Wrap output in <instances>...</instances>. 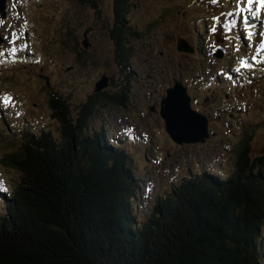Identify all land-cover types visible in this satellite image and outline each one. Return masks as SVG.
<instances>
[{
	"label": "rangeland",
	"instance_id": "1",
	"mask_svg": "<svg viewBox=\"0 0 264 264\" xmlns=\"http://www.w3.org/2000/svg\"><path fill=\"white\" fill-rule=\"evenodd\" d=\"M6 4V16L0 15V192H9L20 178L7 157L19 150L25 133L49 130L61 136L53 95L78 117L103 74L110 81L90 107L83 135L101 134L107 145L129 154L139 218L188 175L224 177L246 138L252 156L264 153L259 0ZM180 40L193 50H179ZM176 79L187 86L192 106L209 119L204 142L178 143L166 130L161 100ZM116 94L124 104L108 97ZM262 234L264 264V229Z\"/></svg>",
	"mask_w": 264,
	"mask_h": 264
},
{
	"label": "trees",
	"instance_id": "2",
	"mask_svg": "<svg viewBox=\"0 0 264 264\" xmlns=\"http://www.w3.org/2000/svg\"><path fill=\"white\" fill-rule=\"evenodd\" d=\"M97 95L78 117L53 95L61 136L25 133L7 157L20 178L0 192V264H261L264 153L246 138L224 177L188 175L139 218L129 154L83 135Z\"/></svg>",
	"mask_w": 264,
	"mask_h": 264
},
{
	"label": "water",
	"instance_id": "3",
	"mask_svg": "<svg viewBox=\"0 0 264 264\" xmlns=\"http://www.w3.org/2000/svg\"><path fill=\"white\" fill-rule=\"evenodd\" d=\"M6 1L0 0L2 17L7 14ZM2 41L3 37L0 35V42ZM85 46H88L87 40H85ZM178 49L184 51L193 50L183 40L179 41ZM109 81V76L103 74L95 84V92L102 91L108 86ZM191 101L192 98L188 93L187 86L178 79H176L173 86L167 89V95L161 100L160 113L165 120L166 130L178 143L204 142L210 135L208 117L197 111L192 106Z\"/></svg>",
	"mask_w": 264,
	"mask_h": 264
},
{
	"label": "snow or ice",
	"instance_id": "4",
	"mask_svg": "<svg viewBox=\"0 0 264 264\" xmlns=\"http://www.w3.org/2000/svg\"><path fill=\"white\" fill-rule=\"evenodd\" d=\"M261 7L264 8V0H259ZM249 3H252V0H249ZM215 30V29H214ZM261 47H264V44L261 45Z\"/></svg>",
	"mask_w": 264,
	"mask_h": 264
}]
</instances>
